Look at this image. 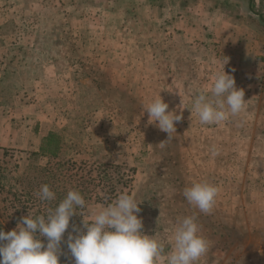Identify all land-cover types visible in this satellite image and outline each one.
<instances>
[{
	"label": "rangeland",
	"instance_id": "1",
	"mask_svg": "<svg viewBox=\"0 0 264 264\" xmlns=\"http://www.w3.org/2000/svg\"><path fill=\"white\" fill-rule=\"evenodd\" d=\"M247 3L0 0V229L79 190L85 206L66 241L127 193L165 254L177 223L195 215L209 242L197 264H264V0ZM223 67L244 110L202 124L193 100ZM159 95L182 116L171 140L144 112ZM194 182L218 187L211 213L184 198ZM44 184L55 200L39 199ZM61 247V264H74Z\"/></svg>",
	"mask_w": 264,
	"mask_h": 264
},
{
	"label": "clouds",
	"instance_id": "2",
	"mask_svg": "<svg viewBox=\"0 0 264 264\" xmlns=\"http://www.w3.org/2000/svg\"><path fill=\"white\" fill-rule=\"evenodd\" d=\"M245 103L244 90L236 87L234 76L223 67L214 74L211 85L195 96L190 112L194 111L202 124H217L239 115ZM168 108L169 104L159 95L145 106L144 112L148 114V124H155L171 140L175 124L182 116ZM159 146L163 148L165 141ZM218 191L211 183L194 182L183 190V196L201 213L209 214ZM38 196L41 201L56 198L47 184L41 186ZM84 206L81 192L69 190L58 206L48 209L45 215L34 217L29 213L15 229L8 232L0 229V264H61L62 243L66 244L74 264H160L162 260L166 264H197L208 251L209 242L200 234L196 216L191 215L177 223L172 248L165 254L164 243L142 230L139 203L127 193L101 207L91 220L83 219L82 228L73 225L65 241L76 208Z\"/></svg>",
	"mask_w": 264,
	"mask_h": 264
},
{
	"label": "crops",
	"instance_id": "3",
	"mask_svg": "<svg viewBox=\"0 0 264 264\" xmlns=\"http://www.w3.org/2000/svg\"><path fill=\"white\" fill-rule=\"evenodd\" d=\"M218 11L221 13L220 8H218ZM220 16H221V15H220ZM263 29H264V28H263ZM263 32H264V31H263ZM228 35H230V34H228ZM247 37H248V36H244V39H243V40L247 39ZM235 38H236V37H235ZM239 39H242V35L240 36ZM261 40H262V39H261ZM261 40H260V41H261ZM262 41H263V43H260V44H261V46H262L263 48H260V49H262V51L264 52V36H263V40H262ZM253 42H254V40H252L251 37H249V40H248V42L246 43V44H248V45H247V51H248V49L251 50L252 52L255 51L254 48H256V46H257L258 43H256V42L253 43ZM196 47H197L198 49L204 51V50L206 49L207 46H204L202 43H198V44H196ZM216 48H217V49H216L217 51L221 49V47H216ZM219 48H220V49H219Z\"/></svg>",
	"mask_w": 264,
	"mask_h": 264
},
{
	"label": "trees",
	"instance_id": "4",
	"mask_svg": "<svg viewBox=\"0 0 264 264\" xmlns=\"http://www.w3.org/2000/svg\"><path fill=\"white\" fill-rule=\"evenodd\" d=\"M247 4L249 5V7H252V0H247ZM260 17H263L262 15H259ZM263 20V21H262ZM262 22H263V24H264V18H262Z\"/></svg>",
	"mask_w": 264,
	"mask_h": 264
}]
</instances>
